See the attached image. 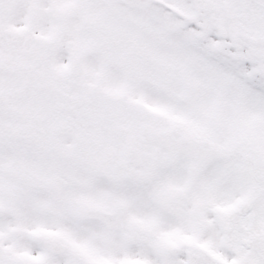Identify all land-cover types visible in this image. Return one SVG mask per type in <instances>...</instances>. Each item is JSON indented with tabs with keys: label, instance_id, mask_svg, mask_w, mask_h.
I'll use <instances>...</instances> for the list:
<instances>
[{
	"label": "snow or ice",
	"instance_id": "snow-or-ice-1",
	"mask_svg": "<svg viewBox=\"0 0 264 264\" xmlns=\"http://www.w3.org/2000/svg\"><path fill=\"white\" fill-rule=\"evenodd\" d=\"M0 264H264V0H0Z\"/></svg>",
	"mask_w": 264,
	"mask_h": 264
}]
</instances>
